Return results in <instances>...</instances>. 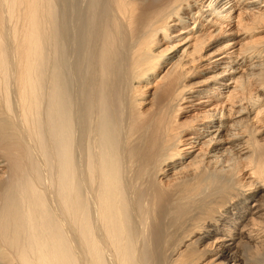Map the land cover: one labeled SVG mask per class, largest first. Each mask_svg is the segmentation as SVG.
Segmentation results:
<instances>
[{
  "label": "bare ground",
  "instance_id": "bare-ground-1",
  "mask_svg": "<svg viewBox=\"0 0 264 264\" xmlns=\"http://www.w3.org/2000/svg\"><path fill=\"white\" fill-rule=\"evenodd\" d=\"M259 28L264 0H0V264H264ZM203 58L233 63L198 89ZM198 92L225 101L183 124Z\"/></svg>",
  "mask_w": 264,
  "mask_h": 264
},
{
  "label": "rangeland",
  "instance_id": "rangeland-1",
  "mask_svg": "<svg viewBox=\"0 0 264 264\" xmlns=\"http://www.w3.org/2000/svg\"><path fill=\"white\" fill-rule=\"evenodd\" d=\"M192 4L194 3V1H191ZM237 14V13H236ZM205 15H209V12H207ZM212 17V16H211ZM205 19V18H204ZM235 23V21H234ZM234 23L228 27V31L225 35H223V37L221 36L220 38L216 39L215 41H213V45L209 47V50H207V53H211L215 50H217L218 48H220L222 45H224L225 43H227V41H229V39L231 37H235V33L231 34L232 29L234 28ZM232 28V29H231ZM214 29V27L212 28ZM185 35L183 34L182 36H180V38L178 37H174V39L172 40H163L157 47H156V52H163L166 50L167 46H170V48H172V45H175L177 42L179 41H184L185 40ZM254 37H258L259 39H261V41H264V30L259 28V33H256ZM238 39H242V37L239 35H237ZM249 37H246L245 39H243V41L245 42L246 40H248ZM231 42V41H229ZM181 43V42H180ZM182 44V43H181ZM186 45H179L175 48L170 49L169 51L166 52L165 54V58L164 60H162L161 63V67L157 69L155 74H151L148 80H145L143 82H138L136 83V86L142 87L144 86V89L147 91H153L152 86L155 85L158 80L160 79V77L165 73V71L167 70V68L172 64L173 61H176L177 58V54L181 53L183 51V48H185ZM206 53V54H207ZM220 56V54H219ZM216 57V56H215ZM215 57H212V60L215 59ZM209 58V57H208ZM209 62V60L207 58H203L202 61L199 62V65H202V67L200 68V71L198 73H196L194 76L189 77L188 82L195 84L194 86H196V88L199 89V87L203 86V84H205V81L207 80V78H209L212 74L217 73L219 71L225 70V69H229L228 65L232 64L233 62H227L226 64H222V65H218L217 67H215V69H206V65ZM214 64H211V66H213ZM232 78L231 75H227V77L225 79H227V82L230 81ZM204 96H206L205 92H198V94L196 95V97H194V101H189L187 104H192V103H196L194 104L193 109H188L187 107H185V109H183L184 113H182L180 115V122H189L192 120H195L196 123L201 122L202 116L204 115L205 111L207 109H209V107L211 106H215L216 104H220L223 103L225 101V99H221V101H218V99H215V101L213 103H197L199 100H202V98H204ZM144 99H148L147 101H149L151 99V96L149 94L144 95L143 97ZM143 99H141L140 101H142ZM208 104V105H206ZM187 106V105H185ZM151 107V105H146V108ZM183 123V124H184ZM204 125L198 126V128L201 130L204 129ZM209 130H213L215 127H206ZM231 129L229 128H225L224 132L221 133V136H218V144L219 147L222 151H227L229 149H231L232 145L231 143H225L224 139H227L228 133L227 131H230ZM211 136V133L210 135ZM208 137H206L205 139H207ZM256 138L260 140V142H264V131L262 132H257L256 133ZM205 148V147H204ZM190 152L192 150H194L193 147L189 148ZM198 153V150H196L194 153H190L191 155H189L186 159H184L183 163H181L180 165L175 167V170L180 169L181 167H183L185 164H187L189 162V160L195 156V154ZM189 152H186V154H184V156L188 155ZM182 162V160H181ZM173 173V172H172ZM172 173L169 175L171 176ZM247 175V174H246ZM168 178V176L166 177ZM165 178V179H166ZM255 202L254 199L251 200V205H253Z\"/></svg>",
  "mask_w": 264,
  "mask_h": 264
}]
</instances>
